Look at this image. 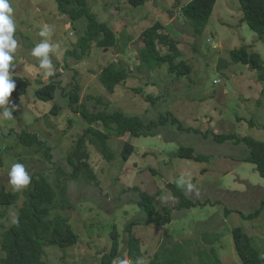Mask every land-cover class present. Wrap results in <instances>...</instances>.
I'll return each mask as SVG.
<instances>
[{
	"label": "rangeland",
	"instance_id": "rangeland-1",
	"mask_svg": "<svg viewBox=\"0 0 264 264\" xmlns=\"http://www.w3.org/2000/svg\"><path fill=\"white\" fill-rule=\"evenodd\" d=\"M191 1L148 0L143 6L135 7L126 0H88L92 13L117 35L118 47L105 50L93 45L87 56L77 62L74 57L67 58L65 52L76 47L85 21L71 22L68 16L58 12L54 0H10L16 24L14 38L18 43L15 67L10 74L26 79L29 86L19 99L9 98V107L16 106L12 112L14 119L0 120V146H6L0 154V187L16 192L9 183L8 173L12 164L21 163L22 159L30 176L32 170L46 169L52 172L50 182L58 183L64 190L65 200L56 189L58 207L51 217L68 218L78 242L66 250L48 247L44 256L49 260L46 264H98L97 252L109 246L112 225L117 227L120 241L125 242V226L146 220V213L137 203L142 199L141 193L152 196L157 213L163 207L178 206L179 199L173 196L168 184H173L195 205L172 209L170 223L164 227L141 223L133 226V234L141 241L138 247L144 252L143 264L158 251L166 234L172 236L169 247L186 245L187 253L192 255L190 264H197L196 249L210 246L201 241L204 233L214 238L211 246L219 264H241L233 243L235 228L250 238L251 246L264 264V209L250 221L238 212L248 214L264 202V179L255 164L239 161L248 151L244 145L219 144L213 140V134H234L238 138L264 141V81H259L255 72L229 54L231 50L246 47L264 59V42L242 20L238 0H216L198 39L181 12ZM156 22L163 24L162 33L174 42L159 46V53H176L174 63L187 64L190 73H169L167 64L152 69L142 61V33ZM44 23L54 28L50 43L58 45L49 56L55 74H59L60 89L50 102L36 99L35 91L47 84L50 77L43 79L39 58L31 55L43 39L38 33ZM119 61L130 73L125 84L109 93L97 77L104 66ZM220 61L226 66L219 68ZM70 84L79 85L80 102L93 110L120 111L145 122L169 114L195 132H181L168 125L161 132L157 129L138 138L109 135L107 158L88 148V163L99 185L83 176L73 179L68 176L71 170L67 159L87 124L71 111L64 96ZM138 88L139 91H134ZM89 96L99 100L101 107L94 106ZM148 97L159 100L153 102ZM97 127L107 133L102 125ZM23 131L36 133L53 147L52 163L56 165L49 169V165L38 160L37 154L25 156L29 151L17 139ZM202 134H207V138ZM125 144L134 147L127 161L121 156ZM181 147L193 148L205 160L196 162L176 157L175 152ZM60 168L67 174L59 173ZM185 174H190L192 191L177 185V179ZM25 190L16 192L19 198L15 204L5 210L0 208V214H6L5 219L0 217L3 223L0 232L10 226L23 206ZM126 258L123 249L113 264H121Z\"/></svg>",
	"mask_w": 264,
	"mask_h": 264
},
{
	"label": "trees",
	"instance_id": "trees-1",
	"mask_svg": "<svg viewBox=\"0 0 264 264\" xmlns=\"http://www.w3.org/2000/svg\"><path fill=\"white\" fill-rule=\"evenodd\" d=\"M54 1L58 6V12L68 16L71 22L78 23L81 20L86 22L85 29L78 39L76 47L65 52V56H68L67 58L74 57L79 62L83 57L87 56L86 53L93 45L105 50L118 47L119 39L117 35L92 13L88 7V0ZM126 1L135 7L143 6L148 2V0ZM238 1L243 13L242 20L245 21L249 29L258 35V39L264 42V0ZM215 3L216 0H192L187 7L183 8V11L181 10L183 19L192 31V34L198 37V39L206 27ZM162 29L163 24L156 22L142 33L143 47L140 50L142 61L152 69L167 64L169 73L180 75L190 73L191 68L187 64H183L182 62L174 63L176 53L163 55L159 53V46H167L172 41L168 35L162 33ZM128 38L130 39V37ZM229 54L231 58H235L237 63L255 72L258 75L259 81H264V59L258 53H250L246 47H241L231 50ZM225 66L220 61L219 68ZM128 72L129 69L125 65H122L121 61L117 63L110 62L103 67L97 78L107 92L113 93L117 86L125 84ZM58 76L59 74H55L50 77V81L47 84L40 85L35 91L37 100L50 102L55 99L57 90L60 89V82L57 81ZM12 79L16 83V88L11 96L19 99L26 94L29 83L26 79L17 76L12 77ZM39 84L41 83L39 82ZM136 90L139 91V88L134 91ZM79 91L78 84H70L69 89L64 91V96L68 99L71 111L87 124L86 130L77 140L67 159L71 170L68 176L73 179H80L83 176L99 185L96 175L88 163V148L96 149L102 157L107 158L110 155L107 144L109 135H116L118 137L130 135L133 138H138L150 135L157 129L161 132L163 129H167L168 125H170L169 128L175 127L181 132H195V130L185 127L176 117L169 114L160 115L155 119L145 122L138 116H128L120 111H108L106 108L93 110L85 102H80ZM88 99L94 102V106L101 107L99 106V100L91 96ZM146 99L155 102L159 100V97H148ZM99 124L102 125L107 133H103L98 129L97 126ZM203 136L207 138V134H202ZM17 139L18 143L25 146L29 151L28 153L26 152L25 156H31L33 153L37 154L38 160L49 165V169L53 165H56V163H52L53 147L47 141L40 139L36 133L23 131L19 135V138L17 136ZM213 140L219 144L230 142L235 146L244 145L248 151L245 153V157L239 161L255 164L259 175L264 179V141H257L249 137L238 138L234 134H213ZM5 149L6 146H0V154ZM133 150L134 147L132 145H123L121 150L123 161L128 160ZM175 156L180 159L194 160L196 162H203L205 160L201 155H197L191 147L179 148L175 152ZM20 162L23 163L24 161L20 159ZM102 162L104 161L102 160ZM57 171L61 174H67L63 172L65 171L64 168H60ZM50 175H52V172H48L46 169L32 170V182L24 192L25 201L23 206L19 209L17 216L12 222L10 221V226L0 232V264H46L49 263V260L45 259L44 256L45 251L47 253L46 249L48 247L57 248L55 250H66L78 242L77 235L72 230L68 218L59 215L51 217L52 211L55 207H58L55 200L57 198L56 189L61 198L63 197V200H65L66 194L59 187L58 183L50 182ZM167 187L172 191L173 196L179 199L178 206L174 208L163 207L161 213H157L152 204V196H145L141 193L142 199L138 200L137 203L147 215V217L145 216L146 220L143 223L140 222L141 224H152L157 228L164 227V225L170 223V212L172 209L180 210L182 207L195 205V203L186 200L182 192L173 184H168ZM18 198L19 196L16 192L5 191L3 187H0V208L5 210L15 204ZM61 207L64 208L65 205ZM263 209L264 202H261L258 208L248 214L238 212L241 217L250 221L257 218ZM0 217L5 219L6 214L1 213ZM140 223L130 222L125 226V242L120 241L117 227L112 225L109 228L108 234L109 246L103 249L102 252H97L100 255L98 264L115 263L123 249L127 256L125 260L130 261V264H137L138 260H142L144 252L138 247L141 241L135 237L132 230L135 224ZM1 225L3 223H0V228ZM201 237L202 243H207L210 246L209 249L201 247L196 249L197 264H219V258L215 254L213 246H211L215 242L214 238L208 233H204ZM232 237L235 251L241 264H262L258 251L251 246V240L247 235H243L240 229L235 228L232 230ZM171 240V234H166L158 251L149 258L147 264H190L192 255L187 253L186 245L175 244L169 247L168 243ZM120 263L123 264V261Z\"/></svg>",
	"mask_w": 264,
	"mask_h": 264
},
{
	"label": "clouds",
	"instance_id": "clouds-1",
	"mask_svg": "<svg viewBox=\"0 0 264 264\" xmlns=\"http://www.w3.org/2000/svg\"><path fill=\"white\" fill-rule=\"evenodd\" d=\"M16 32V24L14 20V9L10 6V0H0V120L14 119L12 112L16 106L12 105L10 96L16 88V83L12 79L10 70L14 69L13 63L14 54L17 50L18 43L14 38ZM54 33V28L47 23L42 24L39 36L43 39L38 43L31 52V55L39 58V67L43 70V79L55 75L54 65L50 59L49 53L54 52L58 45L50 43ZM9 183L16 192L27 188L32 177L26 171L25 165L22 163H14L8 173ZM187 177V178H186ZM177 185L180 187L186 186L189 191L193 190L190 174L181 175L177 179ZM162 200L168 199L161 197ZM123 264H130V261L125 260ZM137 264H143L142 260H138Z\"/></svg>",
	"mask_w": 264,
	"mask_h": 264
}]
</instances>
